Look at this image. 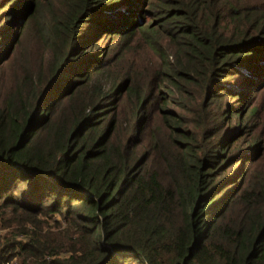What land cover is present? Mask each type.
I'll use <instances>...</instances> for the list:
<instances>
[{
    "label": "trees",
    "instance_id": "1",
    "mask_svg": "<svg viewBox=\"0 0 264 264\" xmlns=\"http://www.w3.org/2000/svg\"><path fill=\"white\" fill-rule=\"evenodd\" d=\"M0 264H264V0H0Z\"/></svg>",
    "mask_w": 264,
    "mask_h": 264
}]
</instances>
